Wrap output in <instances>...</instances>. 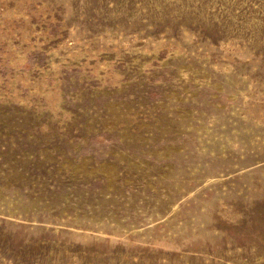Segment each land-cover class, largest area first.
I'll return each instance as SVG.
<instances>
[{"label":"rangeland","instance_id":"rangeland-1","mask_svg":"<svg viewBox=\"0 0 264 264\" xmlns=\"http://www.w3.org/2000/svg\"><path fill=\"white\" fill-rule=\"evenodd\" d=\"M0 264H264V0H0Z\"/></svg>","mask_w":264,"mask_h":264}]
</instances>
